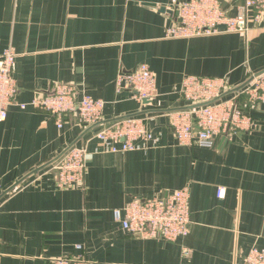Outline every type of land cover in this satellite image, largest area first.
I'll return each mask as SVG.
<instances>
[{
  "label": "crops",
  "instance_id": "obj_1",
  "mask_svg": "<svg viewBox=\"0 0 264 264\" xmlns=\"http://www.w3.org/2000/svg\"><path fill=\"white\" fill-rule=\"evenodd\" d=\"M170 2L0 0V54L15 49L18 87L0 121V264H48L78 253L111 264H245L251 248L264 249V104L247 106L253 130L215 148L180 144L169 111L189 105L180 93L186 76L227 77L235 88L263 71L264 21L246 33L170 37L167 28L180 21ZM221 2L231 15L244 4ZM142 63L157 80L149 104L116 84L122 71ZM58 83L103 99L109 123L144 117L154 138L112 152L96 137L105 124L87 130L70 115L59 127L32 105ZM75 141L87 148L86 177L60 188L55 163L45 165ZM186 186L191 224L184 238L138 236L115 218L132 198L165 197Z\"/></svg>",
  "mask_w": 264,
  "mask_h": 264
},
{
  "label": "built area",
  "instance_id": "obj_2",
  "mask_svg": "<svg viewBox=\"0 0 264 264\" xmlns=\"http://www.w3.org/2000/svg\"><path fill=\"white\" fill-rule=\"evenodd\" d=\"M176 11L178 24L167 28L170 37H192L219 32L246 33L252 26L264 21V0H244L235 15L228 14L221 0H171L167 6ZM17 53L12 46L0 54V121L8 116L9 107L18 93L15 78ZM254 74H252L253 76ZM119 90L129 89L143 101L152 102L156 97V75L146 63L133 70L122 71L116 80ZM231 89L227 77L186 76L180 93L189 105L212 101ZM245 97L243 106L240 101ZM264 104V72L255 75L240 91L223 96L217 101L193 109H180L171 113V126L177 141L182 145L198 144L215 148L220 139L238 132L254 129L255 121L247 111L254 103ZM105 101L89 94L78 95L73 85L58 83L49 94L36 95L32 105L55 117L63 127L65 118L74 115L85 128L104 119ZM25 108V103H20ZM246 106V107H245ZM96 137L104 141L112 152L133 151L139 140H152L153 132L142 116H129L105 124ZM57 185L67 188L82 184L87 173V148L71 147L53 165ZM4 185L0 181V193ZM225 189L218 190V197ZM190 189L174 190L165 197L132 198L115 210V218L122 227L145 238L161 237L169 241L184 238L191 224ZM2 241L0 238V245ZM82 245H77L82 250ZM245 264H264V249L253 247L244 258ZM48 264H111L87 258L83 253L51 259Z\"/></svg>",
  "mask_w": 264,
  "mask_h": 264
},
{
  "label": "water",
  "instance_id": "obj_3",
  "mask_svg": "<svg viewBox=\"0 0 264 264\" xmlns=\"http://www.w3.org/2000/svg\"><path fill=\"white\" fill-rule=\"evenodd\" d=\"M264 72V70L263 71H261V72H258V73H255L253 76H251L244 84H242V85H240V86H238V87H235V88H231V89H229L228 91H226L225 93H223L222 95H220L219 97H217V98H215L214 100H212V101H207V102H201V103H197V104H192V105H188V106H184V107H178V108H170L169 109V111H176V110H180V109H193V108H195V107H200V106H203V105H207V104H209V103H211V102H214V101H217V100H219L220 98H222L223 96H226V95H228V94H231V93H234V92H237V91H240L244 86H246L251 80H252V78L255 76V75H259V74H261V73H263ZM143 103L144 104H149L150 103V101L149 100H147V99H144L143 100ZM142 113V112H141ZM127 117H129V116H125V117H121V118H116V119H113V121H111V122H114V121H117V120H120V119H122V118H127ZM110 122V120H101V121H99V122H97L96 124H93V125H91V126H89L88 128H87V130H91V129H93V128H95V127H97V126H100V125H102V124H106V123H109ZM76 144V141L75 142H73L72 144H70L63 152H61L55 159H53L52 161H50L48 164H46L45 166H48V165H50V164H52V163H55L57 160H59L71 147H73L74 145ZM40 170V168H38V170H35V172L34 173H36V172H38ZM23 180V179H22ZM22 180H18L17 182H16V184L14 185V186H12L9 190H11L12 188H14V187H16L17 185H19L21 182H22ZM8 190V191H9Z\"/></svg>",
  "mask_w": 264,
  "mask_h": 264
},
{
  "label": "rangeland",
  "instance_id": "obj_4",
  "mask_svg": "<svg viewBox=\"0 0 264 264\" xmlns=\"http://www.w3.org/2000/svg\"><path fill=\"white\" fill-rule=\"evenodd\" d=\"M75 146V145H74Z\"/></svg>",
  "mask_w": 264,
  "mask_h": 264
}]
</instances>
